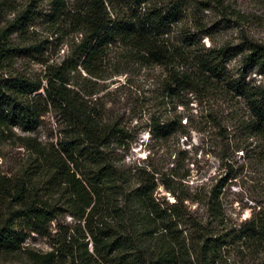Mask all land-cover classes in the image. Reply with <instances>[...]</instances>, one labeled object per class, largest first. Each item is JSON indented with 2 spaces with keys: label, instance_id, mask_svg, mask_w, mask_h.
I'll list each match as a JSON object with an SVG mask.
<instances>
[{
  "label": "trees",
  "instance_id": "16d2710c",
  "mask_svg": "<svg viewBox=\"0 0 264 264\" xmlns=\"http://www.w3.org/2000/svg\"><path fill=\"white\" fill-rule=\"evenodd\" d=\"M222 1L0 0V137L7 138L13 127L35 130L49 111L63 126L56 143L20 137L33 156L18 175L0 174V264H228L233 253L264 264V203L231 223L220 199L223 181L208 197H196L207 202L206 218L190 219L183 233L177 206L153 197L154 177L140 167L132 173L117 166L103 151L124 147L127 133L118 120L103 122L83 86L104 76L108 53L117 49L130 62L162 67L170 102L187 104L189 93L233 92L245 111L207 113L205 120L218 124L223 139L231 122V149L263 166L264 84L246 78L251 70L264 73V43L243 41L241 67L233 77L228 61L237 46L202 47L197 35L208 33L205 26L193 23L197 34L183 27L187 5L214 4L224 12ZM8 11L12 17L2 24ZM62 45L67 48L61 61L49 63ZM18 59L39 63L43 75L20 71ZM75 79L84 83L75 86ZM171 116H149L151 139L182 126L181 117ZM135 176L142 180L131 187ZM65 213L74 222L61 224ZM31 234L47 238L50 250L25 247Z\"/></svg>",
  "mask_w": 264,
  "mask_h": 264
},
{
  "label": "rangeland",
  "instance_id": "374dc122",
  "mask_svg": "<svg viewBox=\"0 0 264 264\" xmlns=\"http://www.w3.org/2000/svg\"><path fill=\"white\" fill-rule=\"evenodd\" d=\"M222 2L227 5L224 12L214 4L208 7L198 3L187 5L189 11L183 20V27L197 34L193 23L205 26L208 33L197 35L202 47H219L227 43L236 45L238 52L228 61L230 75L236 77L241 67L243 41L254 39L264 43V0ZM11 17L9 11L2 15V24ZM179 35L175 32L172 40L177 43ZM66 48V45L55 48L50 54L49 63L61 61ZM125 57L122 51L111 50L106 58L104 76L94 79V83L83 85L91 93L89 104L100 110L103 122L118 120L127 133L124 147L110 145L103 151L108 153L107 156L117 166L131 168L132 173L136 167H140L148 176L154 177L153 197L163 206H177L183 215L178 226L183 233L188 229L190 219L206 218L207 202L205 200L202 203L196 197H208L210 188L223 181L220 199L225 216L231 223L243 221L257 204L264 203V165H255L252 160L244 158L241 151L231 149L230 141L233 142L235 137L231 132V122L227 124L229 137L223 139L218 124L207 123L205 120L207 113L225 116L238 109L244 112L241 97L235 96L233 92L227 96L219 92L206 96L189 93L187 104L178 103L179 100L175 98L170 102L165 95L167 76L164 69L156 65H139ZM17 62L20 71L43 75L44 67L39 63L22 62L19 59ZM248 73L247 80L264 84V73L258 74L254 70ZM82 83L77 80L75 86ZM150 115H161L168 119L172 118L171 115L175 119L181 117L182 126L166 138L151 139L148 125ZM186 119L187 123H184ZM62 134L63 126L53 111L44 113L33 131L13 127L7 138L0 137V174L18 175L33 156L21 144L20 137H35L48 145L56 143ZM140 180L141 177L135 176L130 186H135ZM164 183L171 188L165 187ZM72 222L66 213L60 218L61 224ZM55 224L56 220L52 222L53 227ZM23 245L39 251L50 250L49 240L36 234H31ZM240 258L233 253L226 257V261L228 264L235 260L238 264L260 263L253 258ZM3 262L8 263L6 260ZM13 262L20 264L15 260Z\"/></svg>",
  "mask_w": 264,
  "mask_h": 264
}]
</instances>
